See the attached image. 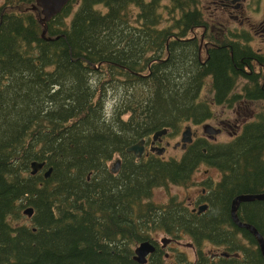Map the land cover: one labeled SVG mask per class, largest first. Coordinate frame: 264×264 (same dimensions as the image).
<instances>
[{
    "label": "trees",
    "instance_id": "obj_1",
    "mask_svg": "<svg viewBox=\"0 0 264 264\" xmlns=\"http://www.w3.org/2000/svg\"><path fill=\"white\" fill-rule=\"evenodd\" d=\"M35 1L0 0V264H163L158 250L136 258L161 230L196 245H228L241 232L248 243L228 245L220 262L264 264L257 237L231 213L237 195L264 191V109L229 140L198 137L179 156L128 150L161 128L178 135L203 123L211 103L264 101L255 67L264 53L220 41L202 57L197 0H69L45 36ZM205 82L214 93L202 99ZM33 160L46 161L35 174ZM203 163L223 172L203 183L205 209L153 199L156 186L188 184ZM28 206L36 223L16 225ZM237 213L264 235V199L241 201ZM192 264H209L202 249Z\"/></svg>",
    "mask_w": 264,
    "mask_h": 264
},
{
    "label": "rangeland",
    "instance_id": "obj_2",
    "mask_svg": "<svg viewBox=\"0 0 264 264\" xmlns=\"http://www.w3.org/2000/svg\"><path fill=\"white\" fill-rule=\"evenodd\" d=\"M195 31L197 32V37L200 40L201 38V32H202V26L196 27ZM202 57H206L205 50L202 51ZM256 71H261L264 73V66H260L257 64ZM264 77V76H263ZM210 77H208L209 80ZM248 82V80L244 77L238 78V81L235 85V89L237 90H243L245 84ZM264 82V80H263ZM214 91L211 88V84L209 82H205L202 85V99L208 98L212 96ZM242 103V104H241ZM112 104V100H110V105ZM232 102H224V103H211L212 107V113L211 116L207 119L203 120V123H210L212 125L218 124L219 126L224 127L225 129L221 133H215L217 135V141H227L229 140V130L232 124L236 125L238 121H241L243 119L251 118L257 115L258 112L264 109V101H237L234 106H230ZM263 112V111H262ZM127 116V115H126ZM222 120L225 121V123H222ZM187 125H189L188 122H186ZM192 126H200L197 124H192ZM234 127V126H233ZM232 127V128H233ZM191 127V131H192ZM185 130V129H184ZM183 130V131H184ZM201 132L206 133L209 136H213L214 132H207L205 128L203 129V124L201 125ZM205 134V135H206ZM161 138L169 139L170 143L163 154L165 157H172V156H179L182 153L181 145H175V143L179 142L181 139V133L178 135L175 134H168L162 133L157 138L154 137V133L149 137V140L155 142L156 140H159ZM178 140V141H177ZM137 143V142H136ZM145 145V141L143 142ZM153 149H162L165 150L166 146L162 145L160 143H155V145L152 146ZM156 152V151H155ZM157 153V152H156ZM159 154V153H157ZM119 157L117 153H115L113 159L109 160V164L112 165L115 162V158ZM45 161V160H41ZM46 162V161H45ZM209 171V174L206 172ZM223 172L222 170L217 166H210L205 163L201 164L192 174L191 181L188 184H177L173 182H169L168 184L158 185L153 189V199L161 204H167L171 201L172 197H180V199H185L186 201H189L188 197L194 198L199 194L202 187L204 186L203 183L206 181H217L222 178ZM31 215H28L23 210V215L18 214L17 217L14 220V223L16 225H32L36 223L35 218L31 219ZM242 220V219H241ZM247 221V220H242ZM250 222V221H247ZM252 223V222H251ZM244 227V226H241ZM165 237H171L169 235L160 233L159 231L153 232L152 238L155 240H159L161 238ZM180 242L175 244V247H169L168 248V254L165 255V251L163 252L162 257L164 258L163 264H174L175 260L178 264H192L193 262L197 261L198 257V250L202 249L204 253L207 255V259L209 264H217L220 262V258L222 257V254L229 252V246L234 245L238 243V241L242 243H248V240L244 237L243 233L240 232L239 238H236L233 236L230 238V242H228V245H225L224 243L211 241L209 239L205 240L202 244L196 245L194 242V239L189 235L186 234L185 236L179 238ZM161 242V241H160ZM194 243V245H193ZM228 248V249H227ZM227 249V250H226ZM231 261H233V264H236L235 260L230 257ZM190 260V261H188ZM232 263V262H231ZM219 264H225V263H219Z\"/></svg>",
    "mask_w": 264,
    "mask_h": 264
},
{
    "label": "flooded vegetation",
    "instance_id": "obj_3",
    "mask_svg": "<svg viewBox=\"0 0 264 264\" xmlns=\"http://www.w3.org/2000/svg\"><path fill=\"white\" fill-rule=\"evenodd\" d=\"M197 3L202 9L204 15V22L201 23L199 27L202 26L200 51L202 47H204L206 52L205 58L210 56L209 45H217L220 41H225L227 44L230 41L240 43L245 47L253 48L259 53H264V0H197ZM243 121H245V119L238 121L236 125L232 124L229 130L230 137L234 135L231 129L237 128L238 130L235 131L238 132L241 129V122ZM222 123H225V121L222 120ZM202 124L203 123L197 124L200 125L197 127L193 126V130L196 132L193 139L208 136L210 139L217 141V135L225 129L218 124H214L217 128H221V130L218 134L209 136L206 133L201 132ZM155 143L165 145L166 148L163 152L165 153L170 140L161 138L153 142L148 138L145 141V149L143 153L138 155L134 152L136 154L135 156L143 157L148 154H157L155 150L152 149V146L155 145ZM117 159L121 161L120 155ZM206 172L208 173V171ZM209 194L210 191L207 190V186H203L197 196L194 198L188 197L189 203L187 204H192L193 206L191 208L193 209L200 203H207L210 200L208 197ZM160 233L169 235L163 230H161L159 234ZM160 241L158 239L154 240L153 244L156 248L152 252L158 250L160 251L161 256L164 251L166 252L165 255H169L168 248L175 247V244L180 242L179 239L173 237H163ZM151 253H149L148 259L150 258ZM174 264H178L176 260Z\"/></svg>",
    "mask_w": 264,
    "mask_h": 264
},
{
    "label": "water",
    "instance_id": "obj_4",
    "mask_svg": "<svg viewBox=\"0 0 264 264\" xmlns=\"http://www.w3.org/2000/svg\"><path fill=\"white\" fill-rule=\"evenodd\" d=\"M68 2V0H36V2L33 5V8H36L40 11L42 14L40 20L44 24V29H43V35H46L47 29H48V21L57 13H59L65 4ZM50 38V37H48ZM191 125H187L185 130L182 132V140L184 141L181 143L179 141L178 143L176 142L175 145H182V147H186V141H191L192 136H193V131H191ZM204 128L207 132H218L220 131L221 128H217L214 125L210 123L204 124ZM168 132V127L161 128L159 130H156L154 132V137L157 138L159 135L162 133ZM128 150H133L137 154H141L142 151L144 150V144L143 141L137 142L132 144L131 146L128 147ZM163 150L158 148V153H162ZM118 164V162H117ZM45 165V161H40V160H33L32 161V173L38 172L43 166ZM116 169V168H114ZM52 167L50 166L46 171L45 175L49 176L51 174ZM264 199V191L261 192H256V193H242L237 195L232 202V207H231V213L234 221L239 225V226H244L248 228L256 237L257 240L259 241V244L261 246L262 252L264 253V235L258 230V228L251 222L247 221H242L237 213V208L238 205L240 204L241 201L243 200H253V199ZM207 207V204H201L199 206V209H204ZM24 212L27 213L28 215H33L34 213V207L33 206H28L27 208L24 209ZM154 241L152 240H144L141 242L137 248V254L136 258L140 261L146 262L147 261V255L152 252L156 247L153 244Z\"/></svg>",
    "mask_w": 264,
    "mask_h": 264
},
{
    "label": "bare ground",
    "instance_id": "obj_5",
    "mask_svg": "<svg viewBox=\"0 0 264 264\" xmlns=\"http://www.w3.org/2000/svg\"><path fill=\"white\" fill-rule=\"evenodd\" d=\"M140 141H146V139L145 138H143V139H141V140H139V141H137V142H140ZM136 143V142H135ZM134 144V143H133ZM132 145V144H131Z\"/></svg>",
    "mask_w": 264,
    "mask_h": 264
}]
</instances>
